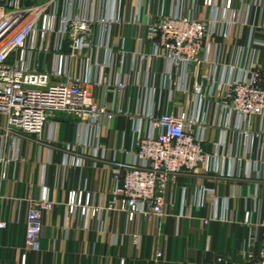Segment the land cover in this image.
<instances>
[{"label":"crops","instance_id":"obj_1","mask_svg":"<svg viewBox=\"0 0 264 264\" xmlns=\"http://www.w3.org/2000/svg\"><path fill=\"white\" fill-rule=\"evenodd\" d=\"M178 2L112 3L104 13L117 16L120 9L126 22L114 26L110 49L95 54L103 72L79 59L71 62L74 73L92 82L101 77L109 84L125 81L128 86L120 92L107 83L88 85L98 102L123 113L93 130L58 113L39 134L0 136V219L7 222L0 231V264H22L24 255L25 264H121L123 259L125 264H187L217 256L245 264L264 252V120L252 116L235 129L240 121L219 107L230 81L249 76L264 63V47L252 44L264 38V0H236L232 10L221 1L210 9L203 0H183L184 10L195 18L217 22L206 60L188 76L173 69L165 56H156L148 39V13H170ZM69 9L68 0H59L58 17ZM84 9L79 0L74 10ZM54 63L53 54L43 57L44 67L51 69ZM196 82L203 86L202 96L193 92ZM164 111L186 112L197 121L211 160L196 172L170 178L164 192L166 216L139 213L129 220L109 209L115 171L134 159V127L157 133L151 116ZM44 186L54 208L41 221L39 249H30L28 212ZM71 191L90 194L91 205L100 207L97 215L71 213Z\"/></svg>","mask_w":264,"mask_h":264},{"label":"built area","instance_id":"obj_2","mask_svg":"<svg viewBox=\"0 0 264 264\" xmlns=\"http://www.w3.org/2000/svg\"><path fill=\"white\" fill-rule=\"evenodd\" d=\"M79 0H68L70 9L58 17L59 0H45L40 4H25L23 0H0V136L2 139L41 133L58 113L75 118L89 130L100 129L104 119L112 120L123 113L110 110L98 102L88 85L107 83L115 92L125 90L128 84L118 79L109 84L106 77L89 80L71 70V62L100 65L95 54L110 49V37L115 25L126 19L120 15L108 16L112 3L121 0H80L83 12H76ZM210 9L221 1L226 10L234 8L236 0H203ZM182 2V3H181ZM181 6V7H180ZM140 8L137 10V15ZM136 15V16H137ZM148 39L156 56H165L171 67L188 76L193 68L206 60L209 37L216 31V20L198 19L183 8V0L170 13H148ZM137 20V19H136ZM53 41V44H52ZM254 45L264 47L263 39H254ZM70 51H64L65 46ZM53 54L54 65L46 68L44 56ZM95 60V61H94ZM109 66V64H108ZM101 72H103V64ZM215 90V82L209 95ZM197 96L204 93L201 83L193 85ZM225 114L237 118L241 124L252 116L264 120V63L249 76L238 77L228 84L224 100L219 104ZM157 129L155 134L143 133L134 127V159L115 171V187L109 209L125 213L133 220L139 213L158 219L167 215L169 206L164 196L171 177L193 173L210 163L206 152V137L190 114L164 111L151 116ZM197 128V129H196ZM98 147V146H97ZM96 151L94 156H98ZM9 160V159H8ZM4 158H0L3 162ZM54 202L44 186L33 200L28 212L27 246L39 249L41 221L52 211ZM71 213L97 215L100 207L90 203V194L71 191L68 200ZM206 222H209L208 220ZM246 222H251L247 212ZM7 222L0 219V231ZM137 240V239H136ZM1 255V247H0ZM158 256H162L161 253ZM26 255L22 264L26 263ZM125 264V260H121ZM187 264H237L225 256L210 262ZM245 264H264V252Z\"/></svg>","mask_w":264,"mask_h":264}]
</instances>
